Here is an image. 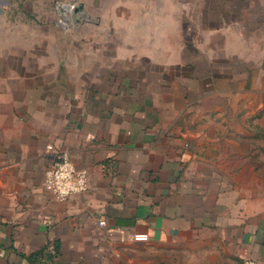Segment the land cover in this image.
<instances>
[{"label": "crops", "instance_id": "crops-1", "mask_svg": "<svg viewBox=\"0 0 264 264\" xmlns=\"http://www.w3.org/2000/svg\"><path fill=\"white\" fill-rule=\"evenodd\" d=\"M56 4L76 2L0 0V264H264V96L252 94L264 92V0L215 2L227 90L244 81L243 107L226 111L204 108L187 65L45 64L43 38L50 54L76 51L25 25L32 13L55 23ZM122 4L101 0L83 54L99 38L102 55L110 23L126 38L120 54L156 52L170 16L155 0ZM56 151L86 173L85 192L57 200L44 189Z\"/></svg>", "mask_w": 264, "mask_h": 264}, {"label": "rangeland", "instance_id": "rangeland-1", "mask_svg": "<svg viewBox=\"0 0 264 264\" xmlns=\"http://www.w3.org/2000/svg\"><path fill=\"white\" fill-rule=\"evenodd\" d=\"M72 1L76 2L71 11V13H74V9L80 5L79 2L89 0ZM91 1V12L84 10V6L82 5V11L76 14L81 15L84 13V15L87 14L89 17L82 16L77 18V20H69L67 22L69 23L67 27H63L59 24V20L63 16L69 15V13L65 12L61 4H56L54 6L55 9L53 13L55 16V23H52V25L41 19V21L34 23V15H37V13L29 15L28 22L25 23L29 31L34 29L35 24H37L39 26L38 30L40 26L44 27L45 35L48 32L55 31L60 37L62 35L66 40L68 39L73 42L76 47L75 54L68 55L65 51L63 52L62 47L59 55L56 53L50 54L51 50L49 43L51 38H43V40H45V46L42 49V55L44 56L45 64L49 61H53V63L56 62L59 56L61 57L62 63H66L65 65H67L68 57L70 56L69 61L71 62L69 65H187L188 67L182 70V75L189 79V90L196 91L203 89L205 91L204 94L208 97L204 104V108H217L221 111H226L232 109L237 110L243 107V100L239 98L244 93L243 76L237 78L235 91H232L231 88L227 90V74L230 65H228L227 60L222 59L224 56L220 50L215 54V41L217 45L220 42L217 38L215 39V26L222 24L220 22L215 23V2H217V0H166L165 5H163L164 0H155L156 12H159L161 15H169L170 21H168V19L166 21L160 20V22H157V30L158 28L166 26L167 37L156 38V52L150 55L145 53H139L137 55L132 54V48L128 49V54H120L118 51L121 50V46L126 38H122V31L119 30V32H116L117 28L111 26V23L108 25V37L104 39L105 45L102 55L99 54L100 46L97 44L99 38H93L94 41H96V43L93 44L94 53L87 55L83 54V49L80 50L78 46L83 45L84 41L88 39L84 40L81 36L79 37V35H81L83 29L87 26H98L97 28H99L100 20L98 16L101 14V10L105 8H101V0ZM123 1L125 0H108V2L113 5L110 6L114 12L123 11ZM117 4H119V6H116ZM252 14L254 15V13ZM236 18H238V16H236ZM152 39L153 38H151L150 41H152ZM141 41L145 42L146 39H141ZM128 46L130 47V45ZM77 48L80 51H78ZM96 49L97 51H95ZM72 55L75 56L74 64H72ZM215 55L218 58V65H215ZM121 57H124L123 60H121ZM88 60L90 63H88ZM234 68L238 69L240 65H234ZM251 75L253 77L254 73ZM215 84L218 88L223 90L220 94L221 96L216 100L215 92L213 93L212 91V89L215 88ZM261 91L258 89L252 92V94L264 96V92ZM232 92L236 95V99L231 97ZM237 121V119H233V122L230 124L234 126ZM211 122L215 124V119L212 118Z\"/></svg>", "mask_w": 264, "mask_h": 264}, {"label": "built area", "instance_id": "built-area-1", "mask_svg": "<svg viewBox=\"0 0 264 264\" xmlns=\"http://www.w3.org/2000/svg\"><path fill=\"white\" fill-rule=\"evenodd\" d=\"M66 13L72 11L63 7ZM69 15L63 16L59 24L67 27ZM43 187L50 192L57 200H66L67 198L83 193L87 189V177L83 170L77 169L72 163L69 155L65 151H56L46 170L44 171ZM100 225H104L100 221ZM255 264V263H249Z\"/></svg>", "mask_w": 264, "mask_h": 264}, {"label": "water", "instance_id": "water-1", "mask_svg": "<svg viewBox=\"0 0 264 264\" xmlns=\"http://www.w3.org/2000/svg\"><path fill=\"white\" fill-rule=\"evenodd\" d=\"M82 9H83L82 5H79L78 7H76V8L74 9V13L77 14V13L81 12Z\"/></svg>", "mask_w": 264, "mask_h": 264}]
</instances>
